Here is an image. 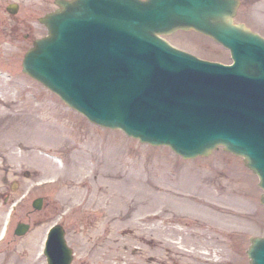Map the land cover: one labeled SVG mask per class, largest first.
<instances>
[{
  "label": "rangeland",
  "instance_id": "obj_1",
  "mask_svg": "<svg viewBox=\"0 0 264 264\" xmlns=\"http://www.w3.org/2000/svg\"><path fill=\"white\" fill-rule=\"evenodd\" d=\"M11 3L19 4L17 13L7 10ZM55 8L54 0H0V131L7 132L12 123L22 125L29 114L39 119L48 103L61 112L60 152L54 156L56 150L50 148L58 142H42L47 147L38 148L57 160L56 168L14 160L9 148L0 145V264H48L43 249L47 232L56 223L63 224L73 249L71 264H251L247 253L251 237L264 235L263 188L242 157L221 146L208 157L185 159L169 146L142 143L120 129L93 123L23 72L26 51L47 34L39 17ZM236 21L264 35V0H241ZM167 38L201 57L231 61L228 50L201 33L176 31ZM51 120L46 121L47 128L56 121ZM52 132L58 135L55 129ZM19 142L17 153L26 147ZM101 170L107 178L137 174L151 193L147 201L157 205L140 211L145 204L137 194L126 196V209L89 205L87 197L113 185L100 179ZM183 181L191 183L189 189L170 188ZM205 185L217 194L218 205L230 207L212 206L221 212L219 221L177 208L163 210L168 198L201 202L199 198H207ZM40 196L44 206L36 210L33 201ZM137 198L141 206L131 211ZM178 212L190 225L172 217ZM22 221L31 227L20 236L14 230Z\"/></svg>",
  "mask_w": 264,
  "mask_h": 264
},
{
  "label": "water",
  "instance_id": "obj_2",
  "mask_svg": "<svg viewBox=\"0 0 264 264\" xmlns=\"http://www.w3.org/2000/svg\"><path fill=\"white\" fill-rule=\"evenodd\" d=\"M40 20L49 30L25 55L24 71L91 121L122 128L185 158L218 145L244 156L264 188V37L235 23L240 0H56ZM18 5H9L12 13ZM179 28L213 36L233 66L199 59L158 34ZM264 203V193L262 195ZM42 207V199L34 202ZM29 224L16 230L25 234ZM63 226L49 237V264H70ZM264 264V236L252 238Z\"/></svg>",
  "mask_w": 264,
  "mask_h": 264
},
{
  "label": "bare ground",
  "instance_id": "obj_3",
  "mask_svg": "<svg viewBox=\"0 0 264 264\" xmlns=\"http://www.w3.org/2000/svg\"><path fill=\"white\" fill-rule=\"evenodd\" d=\"M10 102V100L6 101ZM13 102V101H11ZM40 105V104H39ZM37 110V109H36ZM63 113V112H62ZM61 115L60 109L57 108L56 105L48 103V108L47 110L41 114V117L39 119L34 118L33 115H28L26 117V122H21L23 123L22 125H14V123L10 124V127L8 130L5 131H0V145L1 147H7L10 150V156L14 160L22 159L28 162H31L34 165H43L46 170H52L53 168H56V162L54 157L51 156H45L44 154L40 153L38 151V148L42 147H47L46 143H51V144H56L59 141V135H60V123L59 122V116ZM52 118L51 121H55L53 123L52 128H47L46 127V121H49V119ZM29 122H31V125H27ZM56 130L58 135H54V132L52 130ZM21 141L22 145L26 146L25 149L17 153L15 150V146L19 144ZM59 142L56 144V146L50 147L52 150H56L55 152L53 151V155L56 156L57 153H59V148L57 145ZM111 152L110 147L109 149L107 148V152ZM81 153V152H80ZM105 153V152H104ZM104 153H102V157H104ZM102 171V170H101ZM102 171L101 173H103ZM101 180H107L108 183L113 184L110 186L108 190H103L100 192V194H93L91 197H87V202L89 205L93 204L97 206V209L102 210V209H109V210H115L118 208L124 209L127 204H128V198L126 196H130L133 194H137L139 196L140 201H143L145 205H143L139 210L140 211H145L148 210L154 206H156V203H153L152 201H147L148 197L151 195L149 193L148 186L144 183V179L141 177H138L137 174L133 172H127L124 173L120 178L118 176H112V177H106L104 173L100 177ZM80 184V183H79ZM174 187H170L173 191L176 190H181L184 191L186 189H189L191 186L190 182L183 181L182 183H175L173 184ZM211 185H205L203 188V193H205V196L207 198L202 199L199 198L201 202H193V201H187V199H178L175 201L173 200L174 198H168L166 199L165 205L163 210L164 211H171V212H176L174 208H177L178 210L182 211L183 213H199L204 216H209L210 219L214 222H217L220 220L221 212H217L215 208L212 206H219L224 209H228L230 207H224L221 205H218L217 202L214 201L216 199L218 202L219 198H217V194L212 192V188L210 189ZM73 191V190H72ZM71 192H67L68 194H71ZM81 192V191H80ZM177 192V191H176ZM183 193V192H179ZM184 194H188L184 192ZM123 196V199L121 197ZM139 199L137 198L133 203L131 207V211L136 208V206H141L139 204ZM211 206V207H210ZM126 209V208H125ZM138 210V209H137ZM136 210V211H137ZM130 211V212H131ZM129 210H127V213L125 216H129L128 214ZM128 214V215H127ZM182 213L174 214L173 213V218H175L178 222L184 223V225L187 222L186 218H184ZM150 216H146V218H149ZM189 224V223H188ZM190 225V224H189ZM228 227V226H227ZM168 229H171L169 227ZM179 229L174 228L175 232H178Z\"/></svg>",
  "mask_w": 264,
  "mask_h": 264
}]
</instances>
